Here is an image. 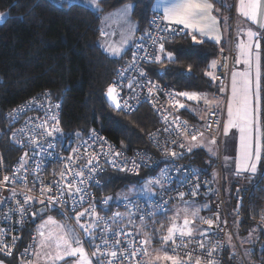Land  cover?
Returning <instances> with one entry per match:
<instances>
[{"label": "built area", "instance_id": "built-area-1", "mask_svg": "<svg viewBox=\"0 0 264 264\" xmlns=\"http://www.w3.org/2000/svg\"><path fill=\"white\" fill-rule=\"evenodd\" d=\"M156 15L154 12L147 29L137 34L129 54L117 64L113 79L105 87V93L109 85L116 87L121 105L120 108L115 106L118 111L130 112L142 103L149 105L157 123L146 133L148 147L129 151L97 127L81 133L79 138L64 137L61 133L47 136L46 130L54 127L60 129L59 105L48 91H40L6 110L5 131L11 145L5 152L0 146V230H3L0 232V240L3 241L0 244V257L14 256L22 261L32 260L39 214L55 212L68 229L74 230L93 264H108L105 256L99 253L92 255L97 253L96 246H100L99 252L105 254L126 251L128 259L118 255L115 264H150L146 260L147 244L141 243L145 238L136 232L132 226L133 220L141 221V217L145 219L155 213L165 214L174 202L183 198L209 195L211 211L202 218L207 232L203 235L174 236L169 242L171 253L203 264H209L210 261L211 264H247L232 231L231 214L224 197L220 155L208 169L186 160L192 151L189 145L192 136L204 133L220 142V112L216 108L208 109L201 125L190 121L180 112L178 91L170 85L158 83L143 68L158 55L159 44L164 39L183 33V29L174 24L171 25L175 29L172 34L157 31V27L150 24ZM158 26L165 28L166 22L158 21ZM145 33H151L157 38L163 35L164 39H157V43L153 45L151 39H141ZM137 49L136 67L132 68L133 52ZM237 53L231 31L228 45L218 46L214 58L217 96L227 98L229 94L232 64ZM146 55L151 59H146ZM141 71L146 73L145 77L140 76ZM153 84L158 85V88H152ZM125 102L129 107H124ZM49 145L53 147L50 148ZM73 149L77 151L73 152ZM171 152L177 155L172 156ZM21 157H24L23 161ZM133 160L137 165L135 169L132 166ZM89 161H92L91 165ZM92 168L97 170L90 172ZM126 168L131 170H123ZM163 169L167 170V178L151 187V192L146 197L141 192L115 194L98 199L95 196L101 183L100 175L106 171L137 175L145 170L148 172L146 178L150 180L159 177ZM81 171L84 173V193L70 195L69 184L81 186V178L74 177L71 173ZM5 176L9 177L8 181H4ZM237 182L241 183L239 180ZM49 188L50 192L42 193V189ZM58 188L64 191L63 197ZM181 193L184 195L181 196ZM50 196L56 197L53 201L55 207L41 203ZM25 197L32 198L28 205H24ZM105 200L108 203H104ZM109 205L112 207L110 211ZM20 206L26 209L23 218L18 212ZM86 210L95 213L91 217L86 214L79 221V224L93 226V231L87 236L74 219L77 213ZM96 217L100 219L97 220ZM208 221L212 222L211 225ZM229 237L233 239L236 249L229 247ZM105 243L107 247L104 246ZM201 244L204 245L203 248L200 247ZM5 245L10 251L4 249ZM133 251L136 252L135 257L131 255Z\"/></svg>", "mask_w": 264, "mask_h": 264}, {"label": "trees", "instance_id": "trees-1", "mask_svg": "<svg viewBox=\"0 0 264 264\" xmlns=\"http://www.w3.org/2000/svg\"><path fill=\"white\" fill-rule=\"evenodd\" d=\"M151 1L99 0V9L102 10L93 12L79 3L71 7L64 3L58 7V2L53 0H0V14L7 15V19L0 23L1 149L4 151L11 145L5 131L6 110L40 91H48L59 105L62 136L72 138L76 131L84 134L92 127H97L129 151L148 147L146 133L157 123L149 105L142 103L133 111H118L105 98L107 83L113 79L117 64L129 54L132 45L118 58L105 53L99 45V20L104 12L125 2L134 3L135 9L131 15L137 25L136 39L139 32L147 29L154 13ZM227 11L230 23L231 6ZM198 41L200 42H194L192 36L184 30L179 35L164 39V51L159 54L161 62H148L143 67L145 72L158 83L174 87L178 91V97L181 92L216 95V80L210 75V71L218 45L209 40ZM261 44L264 47V35ZM168 52L173 53L172 59L167 57ZM202 105L204 106L200 103L197 108L203 107ZM180 112L190 121L199 125L203 123L204 119L195 117L187 108L180 107ZM259 116L262 152L258 170L254 176L244 179L243 185L235 181L231 183L230 200L226 206L237 211L241 230L258 227V242L254 243L252 255L258 259L259 264H264V215L261 214L264 210V94ZM206 136L216 141L219 147L220 142ZM218 156L219 153L217 157H211L198 148L192 149L186 160L208 169L216 163ZM147 173L141 170L137 175H127L106 171L100 175L101 183L95 196L97 199L112 197L135 184L143 188ZM150 192L145 190L142 193L146 197ZM200 198L208 199L210 212L209 195L183 199ZM180 200L172 205L181 202ZM110 210L112 207L109 205ZM168 221L167 213H155L143 221L133 220L132 223L141 222L134 225L136 232L145 239L151 238L147 244V254L149 248L160 244V234ZM260 243L262 245L258 249ZM0 259L7 264L22 262L14 256Z\"/></svg>", "mask_w": 264, "mask_h": 264}, {"label": "snow or ice", "instance_id": "snow-or-ice-1", "mask_svg": "<svg viewBox=\"0 0 264 264\" xmlns=\"http://www.w3.org/2000/svg\"><path fill=\"white\" fill-rule=\"evenodd\" d=\"M82 0H59L57 3V6L60 7L64 3H67L69 7H71L73 4L81 3ZM89 7L93 12L97 11L98 5L96 7H93L90 3L85 5ZM212 4L208 2V0H157L153 7V11L157 13V15L153 18L152 21H150V24L157 27V31L161 33H169L172 34L175 32V29L171 28L172 24L175 25H183V29L191 30V33H198L201 37L208 36L210 33H212L214 30H216V18L211 15L212 10ZM264 8V0H239L237 11L243 15L244 17H247L249 20L253 21L254 23H260L259 21V14L261 12V9ZM135 9V4H129L124 5L121 9L118 10V15L121 17H128L130 15V12ZM163 11L162 17L159 15L160 11ZM102 10V9H99ZM114 15V14H110ZM7 19L6 14H0V23H2L4 20ZM158 21L160 23L166 22L165 28H159ZM260 27L264 28V23H260ZM133 31L136 29L133 28ZM101 35H104V33H101ZM247 40H242L238 45V49L240 52V55L243 57V62L245 65H247L249 68H251L253 60L256 62V87L259 88V77H260V70H259V50L261 48L260 40L257 39V33L253 32L251 29L247 30L246 32ZM151 39L152 44L155 45L157 43V39L160 41H163L164 36L161 35L160 37H153L151 33H145V36L141 39ZM215 39L217 42H219L220 37L216 36ZM192 40L194 42L199 43L200 41L197 40V36L195 34H192ZM127 38L121 41V44L119 46L110 44L105 51L109 56L112 57H121L126 49L125 45L127 44ZM159 50L160 52L164 51V45L163 43L159 44ZM139 49L137 51L133 52V62L131 67L135 68L137 63V55H138ZM146 53V49L144 50ZM167 57L169 59L173 58V53L168 52ZM146 59H151V57L145 56ZM154 62H161V57L159 55L155 56ZM239 62V60L237 61ZM215 63V62H213ZM127 71V70H126ZM124 73H121V76H123ZM141 77H145L146 73L141 71L140 72ZM251 73L250 71H244L242 73H233V82H232V91H233V98L229 102V108H228V115L230 117L229 124L231 126L239 127L241 132V152L237 160V169L238 170H245V171H251L253 174L257 171V165L255 163H250L252 156H253V139H252V125L254 122V109H253V99H252V81L250 79ZM239 77V79H237ZM151 83V82H149ZM131 83L129 84V88H131ZM152 88H158V85L153 84ZM152 88L149 89V93L151 94ZM119 93L117 92V89L114 85H109L106 90V96L117 108H120L121 105L118 100ZM180 96L187 97L189 100H196L198 98L197 93H189V92H181L179 93ZM258 100V96H257ZM233 104H235V110L233 109ZM124 107H129L128 103L125 102ZM180 107H184V105H180ZM55 120V117L52 118ZM58 123V121H57ZM228 125L225 127V131H227ZM60 133L59 127H54L51 130H46V135L49 137L54 136L55 134ZM151 138V134H150ZM197 139V136H192V140L195 141ZM33 143H35V140H33ZM49 147H53V145H49ZM183 147V146H182ZM76 149H73V152H76ZM168 153H166L167 155ZM255 154L257 159L259 158L260 154V144L259 139H256L255 142ZM119 155V153H117ZM170 155L176 156L177 153L171 152ZM24 160V157H21V161ZM92 161H89V164L91 165ZM127 163V161H125ZM133 169L137 167L135 160L132 161ZM96 168L90 169L91 171H96ZM123 170H131V169H123ZM63 176V173L61 174ZM72 176L81 178L79 183L81 186H76L74 184L68 185V191L70 195L75 194H83L84 189L82 187L83 185V177L84 173L81 172H72ZM167 170L163 169L161 170V173L159 177L150 179L145 182V185L143 188L138 189V191H145L148 188H151L157 184H160L163 179L167 178ZM9 177L5 176L4 181H8ZM74 189V191H73ZM51 189H42L43 192H50ZM134 191H137V189H134ZM58 192L61 197L64 195V191L60 188H58ZM15 194V193H14ZM195 194V193H193ZM153 195H155L153 193ZM181 196L184 194L181 193ZM123 199H127V197H122ZM56 199V197L50 196L48 200L41 201L42 204H50L52 207H55L53 201ZM32 200L31 197H25L24 205H28L29 201ZM63 202V201H62ZM104 203H108V200H105ZM166 206V204H165ZM43 211V209L41 210ZM18 212L21 215V218L26 214V209L24 206H20L18 208ZM35 215V213H33ZM93 216L95 215L94 212H89L86 210L85 212H79L77 213V222L79 224L80 219L85 215ZM119 214H114V216H118ZM195 215V214H194ZM96 219H100V217H96ZM144 217H141V220L143 221ZM48 221L51 223H55L54 219L52 217L48 218ZM209 225H211V221H208ZM189 224V221L186 219L184 221V226L186 227ZM66 227V226H61ZM79 227L83 230L84 234L90 235L93 231V226L90 224H79ZM3 230H0L2 232ZM179 232L180 236H191V231L185 232L183 229H178L175 226L168 228V235L164 236L162 239L166 243L173 238V233ZM39 235L43 238L42 243L39 245L40 249L43 250L44 248H51L53 246L55 247V253L47 252L44 253V260L46 261V264H57V262L62 261L65 257H79L78 264H91V261L88 258L87 253L85 252L84 248L81 245V240L78 239L75 235L74 230L67 229V231L64 232V234L59 235L52 231H49L47 233V236L45 235L44 231H40ZM16 239L15 237L13 238ZM150 237L146 238L145 240L141 241L142 244H149L150 243ZM0 244H3V241L0 240ZM73 245H76L75 247ZM105 247H107V244H104ZM97 247V253H93V256H96L98 253L101 256H105V258H108V264H115V258L120 255L124 257L125 259H128V255L126 251L117 253V251H111L107 254L100 253L99 249L100 246ZM131 247V245H130ZM201 248L204 247L203 244L200 245ZM5 250H9L8 247L4 246ZM10 251V250H9ZM27 251V250H26ZM214 251L210 250L211 252ZM133 257L136 256V252L133 251L131 253ZM37 256H40V253H37ZM168 260H171L173 264H185V262L178 260L177 257L174 256H166L165 257ZM197 264H199V261H197ZM211 264V261L209 262Z\"/></svg>", "mask_w": 264, "mask_h": 264}, {"label": "crops", "instance_id": "crops-1", "mask_svg": "<svg viewBox=\"0 0 264 264\" xmlns=\"http://www.w3.org/2000/svg\"><path fill=\"white\" fill-rule=\"evenodd\" d=\"M57 1L59 2V0ZM156 2L157 0L151 1L152 11H153V7ZM208 2L211 3L213 6L211 10V15L216 18V22H217L216 30H214L208 36L201 37L198 33H191V30L183 29V25H178V26H180L185 32H187L191 36L192 34H195L197 36V40H209V41L216 43L218 46H222V47H226L228 45L230 33L232 31L235 44H236V48L238 50V53H237L238 55L232 64V71H231L230 82H229V94L227 98H223L221 96L214 95L213 93L209 94V93H204V92H199V93L196 92L198 94V98L196 99L197 101L190 100L191 102H187V100L182 98L180 95L178 97V101H179V106L184 105V107L182 108H187L189 111H192L194 116L199 119H204L206 110L210 108L211 106L213 108H216L220 112V116L222 119V135H221V140H220V144L218 147V153L220 155V160H221V173H222V179H223V184H224V195H225L224 197H225V202L227 203L230 200L229 192H230L231 183L233 181L239 180L241 181L240 184L242 185L244 184V179H247L248 177H252L256 174V173L253 174L251 171L237 169V160L241 152V132H240L239 127L231 126L229 124L230 117L228 115L229 102L233 98V91H232L233 73H242L246 70L250 71L251 73L250 79L252 81L251 91H252L253 109H254V122L252 125L253 156H252L250 163H255L257 165V170H258L259 160H260V156L262 152V132H261V126H260V121H259V111H260V106H261V98L264 94V47H262V44H261V48L259 50L260 77H259V88L257 89L256 87V62L255 60H253L251 68L245 65L243 62V57L240 55L237 45L242 40H247L246 32L249 29L257 33L256 38L259 39L261 43V39L264 35V28L260 27V23H264V8L261 9V12L259 14L260 23H254L253 21L249 20L247 17H244L237 11L239 0H208ZM89 3L93 7H96L98 5V9L100 8L99 0H82V2L79 4H82L85 6ZM125 5H129V4H125ZM123 6L124 5L122 4L100 15L99 45L105 53H107L105 49L110 44L119 46L121 44V41L124 40L125 38H127V41H128L127 44L124 46L126 50L134 42L136 30L133 31L132 29L133 28L137 29V25L134 19H132L133 21L132 20L125 21L124 18H120L119 20H112V19L107 20L106 18L110 14L114 13V11H117L119 8L121 9ZM229 6H231V9H232V16H231L230 23H229L228 11H227V8H229ZM131 12H130V15H131ZM159 14L161 16L163 15L162 9ZM131 18H132V15H131ZM111 29L113 30V35H110ZM101 33H104V35H101ZM216 36L220 37L219 42H217V40L215 39ZM159 54H160V50L158 52V55ZM115 58H118V57H115ZM238 60L239 62H237ZM213 62L211 65L210 75L213 78H215ZM237 79H239V77H237ZM192 93H195V92H192ZM208 95H210V97H207ZM257 96H258V100H257ZM200 103H203L205 107L203 106V107L197 108V106H199ZM233 109L235 110V104H233ZM226 125H228L227 131H225ZM202 135H205V134L198 133L195 136L199 138ZM257 138L259 139V144H260V154H259L258 159L255 154V142ZM193 142L194 141L192 139L189 142L191 149L200 148V147H193L192 146ZM195 202H200L202 204V206L198 209L199 213H197V215L199 216L201 215V218H203L204 215L209 214L208 212L209 202L207 198L196 199ZM182 206L183 204L181 202H177L176 204L172 205L171 209L178 210ZM203 228L207 232V228L205 226H203ZM203 234H198V235H203ZM36 245H37V235H36ZM35 250H36V246H35ZM35 250H34V256L32 260L22 261L19 264H46L45 260H34L35 253H36ZM68 259L59 261L57 262V264H78L79 260H75V258L74 260H68ZM90 261H91V264H93L92 260ZM148 262L150 261L148 260ZM0 264H7V263H5L3 260L0 259Z\"/></svg>", "mask_w": 264, "mask_h": 264}, {"label": "rangeland", "instance_id": "rangeland-1", "mask_svg": "<svg viewBox=\"0 0 264 264\" xmlns=\"http://www.w3.org/2000/svg\"><path fill=\"white\" fill-rule=\"evenodd\" d=\"M55 2H58V1L55 0ZM125 4H132V2L123 3V5H125ZM118 10L114 11V13H112L114 15L107 16L106 17L107 20H110V19L119 20L120 18H124V17H121L120 15L117 14ZM124 19H125V21H128V20H132L133 18H131V15H130ZM99 25H100V23H99ZM110 35H113L112 29L110 30ZM99 40H100V38H99ZM181 97L187 101L189 100L187 97H183V96H181ZM207 97H210V95H208ZM105 98H106L107 102L112 107H115V105L111 101H109V99L107 98L106 95H105ZM195 101H197V100H195ZM204 107H205V105H204ZM206 107H208V106H206ZM259 121H260V116H259ZM260 126H261V124H260ZM192 146L203 148L206 151V153L209 154L211 157H217V155H218V146L216 144V141L212 140L211 138H209L205 135H202L199 138L197 137V139L193 142ZM145 181H148V180L145 179ZM134 189H137V191H134ZM138 189H141V186L135 184L134 186L132 185L130 187L124 188L122 190L123 192H120V194H132L133 192H141V191H138ZM146 191L150 192L151 190H150V188H148V189H146ZM180 201L183 204V206L180 209H178V210L177 209L176 210L170 209V211L167 212V216L169 217V221H168L167 226L162 230V232L160 234V239H161L160 244L156 247H152V248L148 249L147 259L150 261V263L173 264V262L171 260H168L165 257L166 256H174V257H177L178 260L185 262V264H197L196 260H187V259L179 257L176 254L171 253V251L169 249V242L170 241L165 243L162 239L164 236L168 235V228L172 227V226H175L178 229H183L185 232L190 230L191 235H196V234L198 235V234H203L206 232V230L203 228L204 225L202 224L201 215L200 216L197 215V213H199L198 209L202 206V204L200 202H195L194 199H182ZM228 210H229V213L231 214L232 231H233L234 237L236 238L237 243L241 249V252L245 258V261L247 262V264H259L258 259L252 255V249L254 248V243L258 242V238H257L258 227L253 226V227H250L248 230H241V228L239 227L240 219L236 217L237 211L231 207H228ZM261 214L264 215V210L261 211ZM49 217H52L54 219L55 223L49 222L48 221ZM74 219L77 221L76 216H74ZM186 219L189 221V224L185 227L184 221ZM139 223H141V222H136V223L134 222L132 224V226H134L135 224H139ZM61 226H65V224L61 221V219L59 218V216L55 212H48L39 218V220L36 222L37 245H36V250H35L36 253H35L34 260H44V258H43L44 253H47V252H52L53 254L55 253L54 242H53V246L51 248L46 247L43 250L40 249L39 245L42 243V240H43V238L39 235L40 231H44L46 236H47V233L49 231H52V232L59 234V235H62V234H64L65 231H67L68 228L67 227H61ZM174 236H180L179 232H174L173 237ZM261 245H262V243L258 244V249L260 248ZM73 246L75 247L76 245H73ZM80 246H82L86 252L85 247L82 244ZM229 247L231 249H236V245L234 244L233 239L231 237H229ZM38 252L40 253L39 257L37 256ZM87 255H88V253H87ZM68 258L69 257H65L63 260H66ZM74 258H75V260H79L78 256L77 257H71L68 260H74ZM88 258L90 260L89 255H88ZM199 264H203V263L199 262Z\"/></svg>", "mask_w": 264, "mask_h": 264}, {"label": "water", "instance_id": "water-1", "mask_svg": "<svg viewBox=\"0 0 264 264\" xmlns=\"http://www.w3.org/2000/svg\"><path fill=\"white\" fill-rule=\"evenodd\" d=\"M80 136H81V132L76 131V132L74 133V137L79 138ZM41 216H42V214H39V217H41Z\"/></svg>", "mask_w": 264, "mask_h": 264}]
</instances>
